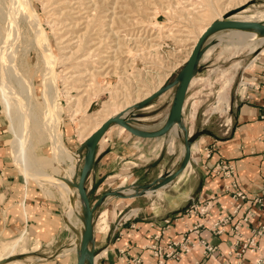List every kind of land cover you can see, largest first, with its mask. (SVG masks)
<instances>
[{"label": "rangeland", "instance_id": "374dc122", "mask_svg": "<svg viewBox=\"0 0 264 264\" xmlns=\"http://www.w3.org/2000/svg\"><path fill=\"white\" fill-rule=\"evenodd\" d=\"M215 1L218 6L217 11H208L210 9L208 0H30L43 33L47 37L50 54L54 60L53 70L59 99L57 113L62 127V134L58 137L52 134L50 128L51 107L44 94L48 83L47 65L42 50L37 44H33L35 33L29 26V21L24 19V8L20 4L16 5L13 0H0V74L14 88H17V73L16 71L12 73L10 70V64L14 62L19 72V78L30 89L29 98L31 99L29 100L39 116V121L35 120L25 108V113H22L23 119H16V125L20 126L21 121H24L28 127L26 152L36 168L30 167L24 161L23 156L22 166L36 178L45 192L46 188H49L53 193L50 196L64 198L60 193V181L47 182L38 179L41 175L62 177L65 171V153L55 144L57 139L63 144L66 153L77 151L80 154L75 175L76 182H78L87 152L86 140L83 142L79 134L82 121L95 117L105 103H113L117 100L126 101L119 97H123L124 93L132 94L127 98L132 97L129 99L131 100L137 90H141L140 93L153 91L158 86L160 74H169L163 80L162 85L172 82L184 65L197 32L214 21L219 16L218 13L234 15L229 19H244L264 11V0ZM227 6H231L232 9L224 13ZM218 33L223 32L219 31L211 35L206 42L207 44L213 41L218 46H215L211 55L205 53L203 59L200 60L196 81L189 88L184 106V124L194 138L193 144L199 145L197 149L192 150L191 159V165L198 167L196 177L201 174L203 169L208 168L201 164L200 153L207 154L209 150L213 153L215 144L232 133L231 128L235 121L232 113V100L234 99L232 93L240 82L241 74L253 69L258 61L264 59V44L261 42H257L254 49L252 40H249L248 43H231L225 39L219 42ZM83 35H86L85 38ZM88 37L89 39H87ZM85 41L88 42L85 43ZM161 44L164 45L161 46ZM158 46H161L162 49ZM148 57H153L154 61L160 66L163 65L165 70L160 71L161 73L152 71L155 75L151 74V68L145 69L146 72L140 71V68H144L140 61ZM165 59L169 63L168 66L163 64ZM233 74L235 76L227 89L228 91H224L226 82ZM8 90L12 103L11 113L14 114L16 113L14 104L19 101V93H15L11 88ZM78 90L85 91L77 93ZM175 91L176 87L148 103L146 107L151 106L150 108L134 109L136 119L132 120V123L145 130H156L157 127L160 129L169 116ZM88 93L91 94L89 105L87 103ZM1 96L3 97L0 90V105L8 129L7 134L12 138L16 148L17 136L10 130V119ZM77 96L80 98V104L78 113L75 114L68 102L69 97L76 98ZM18 116L20 117V114ZM65 128L72 133V140L71 138L64 140L63 130ZM114 129L120 131L119 125ZM124 135L127 136L125 139L127 144H132L135 139H139L127 152L132 162L123 165L126 174L128 171H136L135 174L140 178L138 183L152 181L161 171L164 172V175L174 171L183 158L185 143L182 132L175 138L173 151L169 146L171 138L169 134L166 137L161 136L150 141L147 140L148 142L129 134L126 129ZM45 141L47 143H44ZM49 141L53 151L51 156H54V162L62 167L61 173H54L50 163L49 167L44 166L47 171L41 164L44 159L40 153L42 148L40 145L44 143L48 145L46 147H49ZM13 158L18 164L14 154ZM195 160H199L200 166L195 163ZM18 166L27 178L24 169L19 164ZM135 176L109 179L107 182L110 183L111 189H121L127 193L126 188L137 190L131 186ZM43 181L44 183H41ZM194 183L195 181H193ZM88 184L90 186V183ZM177 188L178 185L175 189ZM88 189L93 202L96 195L92 194L90 188ZM173 193L174 190L164 188L162 196L157 195L156 197L159 200L167 201ZM77 195L79 196L78 193ZM153 196V194L150 195V197ZM63 201L65 217L67 205L65 199ZM129 201V199L120 197H110L106 205L97 208L95 212V222L97 219L95 243L108 232L110 220L121 218L134 207L127 205ZM70 221L69 219L68 223L65 217L67 231L64 232L62 240L55 246L52 245L51 248L46 247L51 249L49 250L51 253L45 250L43 243L26 236L16 251L17 247L14 249V245H12L16 255L7 259L6 262H8L5 264H23L25 263L24 259H20L21 262L11 259L33 252H37L35 253L37 256H35L37 259L42 258L41 260H45V256L49 254L55 255L64 252L63 250L70 247L69 245L78 236V229L74 228L75 223ZM3 239L8 238L0 237V254L6 253L5 247L15 240ZM38 242H40V246L34 249ZM102 246L99 242L98 247L95 246V252H101L105 248ZM44 251L48 253L44 255ZM76 253L77 249H74L66 257L75 262ZM28 257L32 258V256Z\"/></svg>", "mask_w": 264, "mask_h": 264}, {"label": "crops", "instance_id": "0c3cea01", "mask_svg": "<svg viewBox=\"0 0 264 264\" xmlns=\"http://www.w3.org/2000/svg\"><path fill=\"white\" fill-rule=\"evenodd\" d=\"M239 81L232 93L234 98L232 113L235 121L231 128V135L215 144L211 156L208 157L203 152L199 155L201 164L208 168L203 169L196 177L198 167L190 164L181 175H184L180 177L181 180L176 178L177 180L175 179L171 184L157 189L158 192H162L164 188L174 190L172 197L167 201L159 200L156 196L161 197L162 195L156 193V190L152 193L155 198L147 193L124 198L130 200L127 205L134 207L121 218L110 220L108 232L100 241H97L98 245L100 242L105 248L101 252H96L98 259L96 264H197L198 261L207 264H237V256L230 255L228 251L238 239L250 238L254 231L260 229L263 233L257 237V242L264 250V207H258L259 205L253 200L246 202V205L255 211V216L248 221L243 220L244 211L242 210L234 215L231 223L226 226L225 232L217 234L212 227L215 219L233 210L231 193L225 190V184L229 180L213 170L217 162L225 161L235 166L236 179L242 191L252 196L264 197V140L262 139L264 133V59L258 61L253 69L244 71ZM3 116L0 105V237L8 238L3 240H15L5 247L6 253L0 254V259L10 255L13 251L12 245L18 242L16 251L26 236L43 243L45 250L51 253L49 251L51 246L58 244L64 232L67 231L64 201L60 197L48 195L36 179L25 177L13 158V154L16 158L18 148L17 146L15 148L12 138L7 134L8 129ZM114 125L99 142L95 164L87 179V183H90L87 187L90 188L92 194L96 195L92 203L107 192L121 190L111 189L110 183L107 182L109 179L131 178L136 175L131 186L138 189V185L151 183L160 175H164L161 171L152 181L138 183L140 178L135 174L136 171H128L126 174L123 165L132 162L127 152L139 139H135L132 144H127L125 141L127 136L124 132L114 129L118 124ZM129 134L132 133L129 132ZM72 137V133L65 128L63 130L64 140L65 138L72 140ZM151 139L154 138H142L141 140L148 142ZM44 143L40 145L42 146L40 153L44 159L41 163L43 168L51 164L54 173H61L62 167L56 164L54 156H51L53 155L51 142L48 143L49 147H46L48 145ZM197 145L195 143L193 149H197L199 147ZM19 153L22 158V153L20 151ZM195 161L200 166L199 160ZM121 170L123 171L120 172ZM193 181H195L194 184ZM177 185L178 188L175 189ZM110 197L120 196L110 195L101 205H106ZM212 197L216 198L212 201L208 214L185 215V209L191 203L206 202ZM120 198L123 199V197ZM107 210L109 211L110 208L108 207ZM167 219L169 223H166ZM239 221L242 223L239 229L241 236L233 229ZM183 238H188L195 243L206 240L217 246V251L213 256L206 255L204 246L198 245L189 253H185L181 259L167 256L170 252L168 244L172 241L181 242ZM40 242L34 249L40 246ZM97 242L95 243L96 248L98 247ZM157 249L162 250L161 256L157 253ZM180 249L178 246L177 250ZM48 252L44 251V255ZM35 253L37 252L19 255L11 260L24 259L23 264H76V262L78 264V258L72 262L63 252L55 255L49 254L45 256V260L37 259ZM260 255L261 251H247L242 258V264H256ZM133 259H139V262L135 263ZM16 262H21V260Z\"/></svg>", "mask_w": 264, "mask_h": 264}, {"label": "bare ground", "instance_id": "6f19581e", "mask_svg": "<svg viewBox=\"0 0 264 264\" xmlns=\"http://www.w3.org/2000/svg\"><path fill=\"white\" fill-rule=\"evenodd\" d=\"M13 1H14V3L16 5L20 4L24 8V11H23L25 13V14L23 13V15H25L24 19L29 21V23H30L29 26L33 29V31L35 33L34 34L35 37L33 39V44L34 43L37 44L38 47L43 52V55H44V58H45V61H46V65H47V76H48V83H47V86H46V90L44 91V94L46 95V97L48 99V102L50 103V107H51L50 128H51L52 134L54 136H58L59 137L62 134V127H61V123H60V120L58 118V113H57L58 108H59V99H58L57 89H56V85H57L56 83L57 82H56L55 72L53 70V67H54L53 66L54 62L53 61L54 60L52 59L51 54H50V48H49V45H48L47 37L43 33V30H42V27L40 25V22H39L37 16L35 15V13H34V11L32 9V6L30 4V0H13ZM208 2H209V5H210V9H208V11H210V10L217 11L218 10V6H217V3H216L215 0H208ZM241 5H243V4H241ZM236 7H238V6H236ZM231 9H232L231 6H227L225 8V10H224V13H226L227 11H229ZM215 14H216V12H215ZM218 15L219 16L215 20L221 19L224 14H223V12H220V13H218ZM244 20L263 21L264 22V11H260V12H257L256 14H254V15L248 16V17L244 18ZM211 23H209L206 26L202 27L200 29V31L197 32V34H196V36H195V38L193 40V44L191 46V49L188 52L187 57L185 58V62L190 57V55H191L196 43L198 42L199 38L206 31V29L208 28V26ZM221 32H223V33H220V34L218 33L219 35L217 34L218 35V39H220L219 42H221V41H223L225 39V40L230 41L231 43H233V42H236V43L247 42L248 43L249 40H252L251 42L253 43V49L255 48V44L257 42H261L262 44H264V37L257 30L229 29V30H223ZM86 34H88V33H86ZM85 36H84V38H85ZM87 39H89V37ZM83 40H85V39H83ZM87 42L85 41V43H87ZM216 45H217V43L214 44L213 46H210L207 50H205V52L203 54V57H204L205 53H207V55H211ZM203 57H202V59H203ZM15 66L16 65H15L14 62L11 63L10 64V70H11L12 73H14L15 71L17 73L16 76H17V81H18V87L14 88V86L11 83H9L2 74H0V90L2 91V95H3V97L2 96L1 97L3 98L5 109H6V112L8 113V117L10 119V130L12 131V133L14 135L17 136L16 146L19 149V151L22 153L24 161L30 167L36 168L34 162L31 160V158L29 157L28 153L26 152V146L25 145L28 142V139L26 137L27 131H28V127L25 125L24 121H21L20 126L16 125V119H18V118L23 119V114L22 113H25V110H26L25 108H27L28 113H30L35 120L39 121V116L34 111L35 110L33 108L34 106L31 104V101L29 100V99H31V98H29L30 89L19 78V72H18L17 67H15ZM93 72L95 74V71H93ZM168 75H166V74H164V75L160 74L159 75L160 81L158 83L157 88L154 89L153 91L144 92L142 90L143 92L140 93L141 90H137L136 92H134L135 94L133 95V99H131V100H129V99L132 98V97H130L129 99H127V98H128V95H132V94H125L124 93V94H122L123 97H121V96H119V97H120V99H124L126 101H122L121 102V100H117V101H115L113 103H105V104H103V108L98 112V114L95 117H90L88 120H84V121L81 122V125L79 127V134H80V137L82 138V141L84 142L85 140H87L107 119H109L110 117H114V116L120 115V114L126 115L127 111L129 110L130 107H132L135 104L140 103L143 99H145L146 97H148L149 95H151L152 93H154L158 89H160L163 86L162 85L163 84V80L166 77H168ZM234 76H235V74H233L232 77H230L229 80L226 82L224 91L229 88ZM77 77H78V75H77ZM195 81H196V76L193 78L191 84H193ZM144 87H147V86H144ZM10 88L15 93H19V101H18L17 104H14L15 107H16V113H14V114L11 113V109H12L11 104L12 103L10 102L9 95H8V91H9L8 89H10ZM83 91H85V90H83ZM83 91L82 90H78L77 93H79V92L82 93ZM87 95H88L87 103L89 105V103L91 102V100H90L91 94L88 93ZM72 97H69V102H68L69 103V107L72 109V111L75 114H77L78 113L79 104H80L79 103L80 102L79 101L80 98H79V96H77L76 98H72ZM150 107L148 106V107H145V108H150ZM18 114H20V117L18 116ZM119 129H120L121 132H124L125 127H123L122 125H119ZM181 132H182V128H181V126L179 124H175L174 127L172 128V130L170 131L169 135H171V138H170L169 146H170V150L171 151H173V149H174V141H175L176 136H179L181 134ZM55 144L57 145V147L59 149H62L64 151V153H65L64 154L65 161H66L65 171L62 174V177L61 176H55V175H41L40 177H38V179H43L44 181H47V182L55 181V180L60 181V185H61V192L60 193L64 197L63 199H65L66 205H67V208L65 210V217H66L68 223H69V219H70L71 223H75L74 224V228L78 229L77 238H75V241L72 242L71 245H69L70 247L65 248V250H63L64 251L63 254L64 255H69L70 252H73L74 249H77V253L76 254H77V257H78V253H79L80 247H81L82 235H83V231L85 229L84 202L81 199V196H80V193H79V189L76 186V179H75V175L77 173L78 161L80 160V154L77 151H75L74 153L73 152L72 153H66L63 144L58 139H57ZM18 149H17V152H16V158H17V159L15 158L16 161L21 166V168L24 169L27 178L32 177L33 179H36L33 175H30L27 172V170L22 166L23 165V160L21 158V155H20ZM184 149H183V155H184V152H185ZM192 149H193V146H192ZM185 170L177 177V179H179L180 177L182 178L184 176V175L183 176H181V175L185 172ZM181 178H180V180H181ZM44 181L41 182V183H44ZM126 189H127V191H126L127 193L134 192V189H132V188H129V189L126 188ZM156 191H157L156 193H159V195H162V192H158L159 190H156ZM46 193L48 195H53L52 190L49 189V188H46ZM77 193L79 194V196L77 195ZM152 193H153V191L150 190L147 194H152ZM68 216H69V219H68ZM95 231H97V219H96V222H95ZM13 245H14L13 248L15 249L17 247V245H18V242L14 243ZM63 254H62V256H63ZM15 255L16 254H14V251H12L10 255H7V256L2 257L0 259V264H5L7 259H10L11 257H13ZM97 260L98 259L96 257V262H97ZM16 261H20V259H16ZM96 262H95V264H96Z\"/></svg>", "mask_w": 264, "mask_h": 264}, {"label": "water", "instance_id": "95a60500", "mask_svg": "<svg viewBox=\"0 0 264 264\" xmlns=\"http://www.w3.org/2000/svg\"><path fill=\"white\" fill-rule=\"evenodd\" d=\"M230 15H223L221 19L213 21L206 31L201 35L196 43L190 57L182 66L175 79L170 83H165L160 89L152 93L140 103L133 105L127 111V114H120L107 119L86 141L87 152L84 158V164L81 169L80 177L76 186L79 189L81 199L84 202L85 211V229L83 231L81 247L78 253V264H95V212L97 208L103 203L106 197L110 195H117L123 198L136 197L148 193L150 190L155 191L159 188L171 184L186 168L191 164L192 159V146L194 138L191 136L188 128L183 121L184 106L187 93L193 78L196 76L200 60L203 57L205 50L215 43L210 41L206 44L211 35L229 29H242V30H257L264 37V22L263 21H249L244 19H229ZM210 46H207L209 45ZM176 87L174 94V101L170 109L169 116L165 124L156 130H145L136 127L132 120L136 119L133 112L134 109H142L148 103L161 96L168 90ZM131 114V117L129 115ZM122 125L130 133L142 138H157L166 136L170 133L175 124H179L182 128L184 136L185 152L178 167L166 175H160L155 181L138 185V189L132 193H125V191H110L100 197L96 202L92 203L90 198V191L87 187V179L95 164V155L99 142L109 128L114 125ZM81 151V150H79Z\"/></svg>", "mask_w": 264, "mask_h": 264}, {"label": "built area", "instance_id": "2783aa9c", "mask_svg": "<svg viewBox=\"0 0 264 264\" xmlns=\"http://www.w3.org/2000/svg\"><path fill=\"white\" fill-rule=\"evenodd\" d=\"M163 45L164 44H161V46ZM161 46H158V47L162 49ZM166 60L167 59H165L163 64L165 66H168L169 63ZM140 63H142V67H144V68H140V71L143 70L144 72H146L145 69L151 68L152 69L151 74H153L152 71H154L155 73L156 71L157 73L158 72L160 73V71L165 70L163 65L160 66L158 63H156V61H154L153 57L151 58L148 57L147 59L140 61ZM157 65H158V68H157ZM173 72L171 73V75L173 74ZM262 139L264 140V133H263ZM211 153L212 151L209 150V152L207 153V156L208 157L211 156ZM213 170L221 174L227 180H229L228 183L225 184V190L231 193V197L233 200L232 201V205H233L232 212L215 219V221L213 222L212 227L214 229V232L217 234H221L226 231V226L231 223L234 215L240 213L242 210L244 211V216H243L244 221H248L251 217L255 216V211L250 206L246 205V202L253 200L255 203H257V205H259L258 207L263 208L264 207V197L260 195H253V196L249 195L239 188L238 181L236 179V168L232 163L225 162V161H219L213 167ZM215 198L216 197H212L206 202L196 201L194 203H191L185 209V215H206L208 214L212 207V201ZM169 222L170 221L167 219L166 223H169ZM241 224L242 223L239 221L233 226V229L238 232L239 236H241V233L239 232ZM262 233H263L262 229L256 230L254 231V234L252 237L244 239V240L240 238L232 245L228 253L230 255L235 254L237 256L238 258L237 264H242V258L247 251H252V252L261 251V255L256 260V264H264V250L261 249L260 244L257 242V237L262 235ZM198 245L204 246L205 248L204 253L206 255L213 256L214 253L217 251V246L208 243L206 240H201L198 243H195V242L190 241L188 238H183V241L181 242L172 241L168 244V248L170 252L167 254V256H174L177 259H181L185 253H189L194 248H196ZM178 246H180L181 248L180 250H177ZM157 251H158L157 253L161 256L162 250L157 249ZM133 262L135 263L139 262V259H133ZM197 264H207V263L203 261L201 262L198 261Z\"/></svg>", "mask_w": 264, "mask_h": 264}]
</instances>
